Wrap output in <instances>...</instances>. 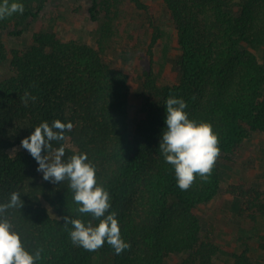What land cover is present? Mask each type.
Here are the masks:
<instances>
[{"label": "trees", "instance_id": "16d2710c", "mask_svg": "<svg viewBox=\"0 0 264 264\" xmlns=\"http://www.w3.org/2000/svg\"><path fill=\"white\" fill-rule=\"evenodd\" d=\"M129 1L148 13L152 34L147 51L152 59L161 27L148 4ZM18 2L24 5L23 14L0 20V67L8 68L0 77V203L13 191L20 193L23 207L9 209L6 216L30 253L42 249L36 264H92L98 251L110 254L111 264H165L170 254L181 255L178 264H215L218 253L226 255L223 264H260L250 255L252 249L264 253V229L257 226L264 222V191L259 186L228 182L223 190L238 213L257 224V231L238 235L239 251L216 243L213 227L195 209L220 193L221 165H230L251 134L264 133V61L253 51L264 50V0H162L175 29L178 79L159 83L158 70L143 71L133 124L128 74L98 48L76 38L60 39L50 29L32 33L26 48L7 47L4 36L25 30L23 23L38 17L45 0ZM118 2L89 0L92 20L104 13L102 40L113 34L111 13ZM25 91L37 98L27 106L21 101ZM170 95L185 101L190 119L210 123L219 139L220 155L211 176L207 181L197 176L185 191L159 150ZM55 119L70 121L73 128L65 140L51 142L53 149L63 146L65 161L74 153H86L97 182L110 195L109 211L117 214L121 237L131 245L119 255L107 242L97 251L74 245L72 226L66 229L63 217L85 223L92 218L77 211L70 182L45 181L28 151L9 152L41 122L51 125ZM21 120L27 123L25 134L8 133L9 125Z\"/></svg>", "mask_w": 264, "mask_h": 264}, {"label": "rangeland", "instance_id": "374dc122", "mask_svg": "<svg viewBox=\"0 0 264 264\" xmlns=\"http://www.w3.org/2000/svg\"><path fill=\"white\" fill-rule=\"evenodd\" d=\"M142 1L150 6L151 11L149 12L153 15L152 18H155L156 24L161 27L160 38L152 47V59L147 51L152 34V27L147 21L148 13L137 9L129 0H119L116 9L111 13L113 34L103 40L100 37V26L103 23L104 13L99 14L97 21L92 20L88 14L89 0H45L38 17L25 20L23 23L25 30L19 35L7 34L4 40L8 48H26L31 42L32 33L50 29L60 39L76 38L98 48L102 56L114 67L128 74L130 83L128 113L129 122L133 124L138 118L134 102L141 73L152 67L155 72L159 71L157 77L159 83L178 79L179 53L175 47L173 22L169 19L162 0ZM98 41L102 43L101 48L98 47ZM253 51L261 61H264L262 48H254ZM6 72H8L6 65L0 67V77ZM26 125L25 120L12 122L8 133L23 136ZM23 138L25 137L23 136L9 149L11 154H15L22 148ZM230 165H221V175L224 180L221 182L220 193L208 203L198 205L195 211L205 225L213 227L212 236L216 243L227 246L229 250L239 251L238 235L250 234L248 230L257 231V224L252 225L245 214L240 215L234 207L232 198L224 194L223 190L228 182H239L259 186L264 191V133L255 132L245 139L239 152L233 156ZM43 204L47 206L51 214H54L46 202L43 201ZM257 226L264 229V222ZM250 255L258 261L260 259V264H264V253L258 254L252 249ZM180 258L179 254H170L166 257L165 264H178ZM225 258V254L218 253L215 257V264H223ZM92 264H111V255L98 251L93 257Z\"/></svg>", "mask_w": 264, "mask_h": 264}, {"label": "clouds", "instance_id": "9594fccd", "mask_svg": "<svg viewBox=\"0 0 264 264\" xmlns=\"http://www.w3.org/2000/svg\"><path fill=\"white\" fill-rule=\"evenodd\" d=\"M23 12L24 5L18 0H0V20ZM36 99L27 91L21 96L25 106ZM165 106L166 127L162 131L159 150L165 162L174 168L178 187L185 191L197 176L204 181L211 176L220 155L219 139L210 123L189 118L183 99L170 95ZM72 128L70 121L64 123L55 119L51 125L43 121L21 140V147L37 161V171L42 172L45 181L55 184L68 180L73 199L79 205L77 211L91 216L92 219L86 223L79 218L63 217L65 228L69 224L72 226L69 232L72 243L87 251H97L107 242L119 255L131 245L121 237L117 214L109 211L110 195L97 182L95 166L86 153H74L65 161V148L52 147V141L65 140V133ZM44 150L47 154H42ZM22 207L23 201L16 191L10 194L6 203H0V264H36L41 257L42 249L33 254L25 248L19 233L6 216L9 209ZM93 221L99 222L94 224Z\"/></svg>", "mask_w": 264, "mask_h": 264}, {"label": "crops", "instance_id": "0c3cea01", "mask_svg": "<svg viewBox=\"0 0 264 264\" xmlns=\"http://www.w3.org/2000/svg\"><path fill=\"white\" fill-rule=\"evenodd\" d=\"M231 177H232V175H231ZM208 206V205H207Z\"/></svg>", "mask_w": 264, "mask_h": 264}]
</instances>
